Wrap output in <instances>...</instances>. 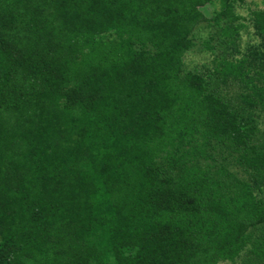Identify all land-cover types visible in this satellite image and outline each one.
<instances>
[{"label": "trees", "instance_id": "trees-1", "mask_svg": "<svg viewBox=\"0 0 264 264\" xmlns=\"http://www.w3.org/2000/svg\"><path fill=\"white\" fill-rule=\"evenodd\" d=\"M211 1L0 0V264L264 258V10L187 70Z\"/></svg>", "mask_w": 264, "mask_h": 264}, {"label": "rangeland", "instance_id": "rangeland-1", "mask_svg": "<svg viewBox=\"0 0 264 264\" xmlns=\"http://www.w3.org/2000/svg\"><path fill=\"white\" fill-rule=\"evenodd\" d=\"M220 9L221 0H212L200 7L205 19L199 26L195 27L193 31L195 44L184 57V64L187 70H211L215 68L213 61L218 56H223L229 51L232 54H236V37L235 45L232 46L234 43L232 38L224 37L222 35L224 32H222V29L219 28L212 19ZM236 10L245 18L240 20L243 25H240V23L238 24L240 33H238L237 42L247 49L255 44L258 38V36L255 35V26L252 24V12L254 10H264V0H246L242 3H237L235 5V11ZM224 24L225 23H221V25ZM224 40H226L227 43H224ZM226 87L234 94L236 93V84L227 83ZM257 120L260 122V127L264 131V112L259 114ZM216 264H264V258L259 257L256 251L244 250L235 260L220 258Z\"/></svg>", "mask_w": 264, "mask_h": 264}]
</instances>
